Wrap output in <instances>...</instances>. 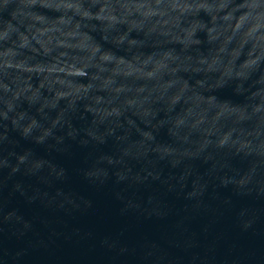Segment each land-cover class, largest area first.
Masks as SVG:
<instances>
[{"label":"clouds","instance_id":"9594fccd","mask_svg":"<svg viewBox=\"0 0 264 264\" xmlns=\"http://www.w3.org/2000/svg\"><path fill=\"white\" fill-rule=\"evenodd\" d=\"M99 194L186 254L100 239L133 264H264L214 233L264 244V0H0V264Z\"/></svg>","mask_w":264,"mask_h":264},{"label":"water","instance_id":"95a60500","mask_svg":"<svg viewBox=\"0 0 264 264\" xmlns=\"http://www.w3.org/2000/svg\"><path fill=\"white\" fill-rule=\"evenodd\" d=\"M96 210L87 214H77L75 217H50L53 220L52 227L59 235H51L49 229L37 224L38 235L29 234L22 240L11 239L6 241V247L10 250L26 248L27 255L21 264H122L127 259V264H133L134 258H122L115 252L102 247L100 239L105 235L116 234L121 229H126L125 235L129 241L135 242L143 236L158 240L162 247L174 256L186 254L177 248H171L163 239L165 235H171L170 224L153 220H137L132 217L118 215L117 206L105 194L95 197ZM27 211V210H26ZM31 215V212H28ZM47 215V213H42ZM203 220L192 222V229L198 231ZM79 229V232L75 230ZM91 232V237L85 234ZM215 232L226 233V240L221 241L218 248V259L223 258L228 247L235 243L242 253L255 250L259 258L264 244L254 237L239 235L232 226V219L227 213L214 226ZM37 239L46 241L47 246H32ZM203 240V238H202Z\"/></svg>","mask_w":264,"mask_h":264}]
</instances>
